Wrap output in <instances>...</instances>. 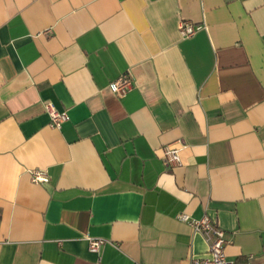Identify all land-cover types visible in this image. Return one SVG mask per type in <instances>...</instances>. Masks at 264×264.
Returning a JSON list of instances; mask_svg holds the SVG:
<instances>
[{
	"label": "crops",
	"instance_id": "obj_1",
	"mask_svg": "<svg viewBox=\"0 0 264 264\" xmlns=\"http://www.w3.org/2000/svg\"><path fill=\"white\" fill-rule=\"evenodd\" d=\"M180 213L264 264V0H0V264H190Z\"/></svg>",
	"mask_w": 264,
	"mask_h": 264
},
{
	"label": "built area",
	"instance_id": "obj_2",
	"mask_svg": "<svg viewBox=\"0 0 264 264\" xmlns=\"http://www.w3.org/2000/svg\"><path fill=\"white\" fill-rule=\"evenodd\" d=\"M201 28L202 24H195L186 19L180 20L178 24V32L182 38L194 35ZM132 86L133 78L128 72L121 74L108 85L109 89L119 96L125 95ZM44 108L50 118L51 125L55 128H59L68 119L67 113L58 110L51 102H46ZM183 147V143H179L177 146H163L162 158L164 162L173 165L179 164V151ZM29 174L30 180L35 184L46 183L49 180L47 173L43 170L33 169L29 171ZM177 217L180 221L187 222L193 230L201 233L207 243V253L205 256L191 258L190 264H250L248 261L234 262L227 259L225 253L227 241L224 237V230L216 226L209 216L203 215L201 218L193 219L187 213H180ZM84 238L88 242V250L92 253H98L102 245L107 241L104 238L87 234ZM133 264L144 263L134 262Z\"/></svg>",
	"mask_w": 264,
	"mask_h": 264
}]
</instances>
